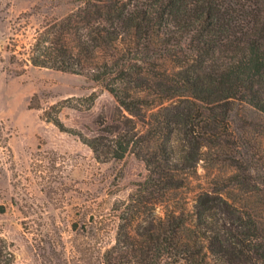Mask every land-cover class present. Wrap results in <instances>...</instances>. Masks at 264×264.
<instances>
[{
	"label": "trees",
	"instance_id": "1",
	"mask_svg": "<svg viewBox=\"0 0 264 264\" xmlns=\"http://www.w3.org/2000/svg\"><path fill=\"white\" fill-rule=\"evenodd\" d=\"M26 55L102 84L119 106L92 137L67 128L57 106L48 121L96 160L132 154L147 171L110 212L83 231L74 223L81 261L264 264V126L238 132L232 122L240 105L264 115V0H81L38 30ZM14 260L0 236V264Z\"/></svg>",
	"mask_w": 264,
	"mask_h": 264
},
{
	"label": "rangeland",
	"instance_id": "2",
	"mask_svg": "<svg viewBox=\"0 0 264 264\" xmlns=\"http://www.w3.org/2000/svg\"><path fill=\"white\" fill-rule=\"evenodd\" d=\"M80 4L0 0V236L13 264H85L73 248L74 223L83 231L93 213L110 212L147 176L134 155L100 162L77 136L46 119V110L57 106L67 128L92 137L118 118V103L102 84L26 61L37 31ZM33 98L39 108L31 107ZM232 122L243 132L253 122L264 126V115L240 105ZM202 165L192 198L206 175Z\"/></svg>",
	"mask_w": 264,
	"mask_h": 264
}]
</instances>
